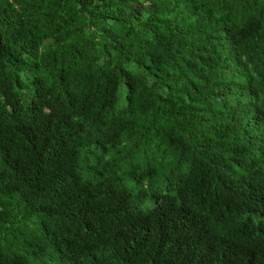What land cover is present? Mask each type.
Segmentation results:
<instances>
[{
	"label": "trees",
	"instance_id": "16d2710c",
	"mask_svg": "<svg viewBox=\"0 0 264 264\" xmlns=\"http://www.w3.org/2000/svg\"><path fill=\"white\" fill-rule=\"evenodd\" d=\"M0 264H264V0H0Z\"/></svg>",
	"mask_w": 264,
	"mask_h": 264
},
{
	"label": "rangeland",
	"instance_id": "374dc122",
	"mask_svg": "<svg viewBox=\"0 0 264 264\" xmlns=\"http://www.w3.org/2000/svg\"><path fill=\"white\" fill-rule=\"evenodd\" d=\"M124 89H125L124 85H121L120 86V95H121V98H122V95L124 93Z\"/></svg>",
	"mask_w": 264,
	"mask_h": 264
}]
</instances>
